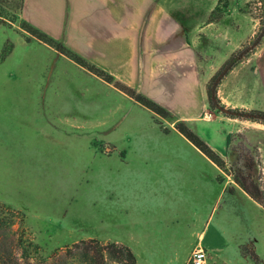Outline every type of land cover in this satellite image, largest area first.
Returning a JSON list of instances; mask_svg holds the SVG:
<instances>
[{"label": "rangeland", "instance_id": "obj_1", "mask_svg": "<svg viewBox=\"0 0 264 264\" xmlns=\"http://www.w3.org/2000/svg\"><path fill=\"white\" fill-rule=\"evenodd\" d=\"M18 3L19 0H0V100H15L17 104L33 100L35 106L17 108V111L15 108L0 107V118L9 116L7 113L24 116L27 111L30 115H43L44 122L62 114L78 115L91 121L94 119V123H85L84 126L88 127L81 130V147H95L97 157L92 165L93 170H88L89 165L79 172L61 170L56 163H45L44 157H48V154H44L42 143L44 147H48L49 143L45 140L35 143L39 148L31 147V151L39 152V155L15 152L0 155V204L5 208L0 210V220L7 219L10 212L14 213V223L7 232L3 234L0 229L1 253L6 254L10 250L14 264H87L79 254L70 257L67 253L75 243L96 239L102 244L118 240L115 243L125 245L120 240L130 242L131 233L144 230L150 231L147 234L151 236L143 237L144 240H139L138 244L130 242V246L143 247L146 243L166 245L153 242L152 232L159 229L167 235L171 233L175 239H185L192 220L190 217L195 210L193 208L197 207L199 214H203V222L195 218L193 221L200 225V233L203 230L204 240L200 242L199 233L192 238L190 245L184 242V250H134L136 264H188L191 253L198 247H206L211 254V259L206 256V264H264V127L244 128L241 132L229 134L226 152L220 154L225 142L221 135L230 126L220 122L217 117L211 119V112L202 114L207 111V102L204 92H200L198 87L193 90L184 84H176L170 75H163L158 80L148 78L147 65L154 60L146 59L147 53L143 51L146 44L139 42L138 58L132 60L136 67L134 88L167 109L174 119L184 122L176 116L194 114L197 121L190 122L189 126L184 123L218 149L216 151L225 161L224 172L218 170L216 175L217 169L192 151L187 157L197 169L189 172L192 179L187 187L177 190L178 196L186 193L189 202L175 204L178 202L176 198L166 203L168 208L153 210L152 204L148 207L151 195L145 193V204L148 205L146 216L140 219L125 218L120 202L122 193L118 191L117 197L113 195L116 204H101L93 209L89 202V174L94 178L105 162H118L115 159L99 160L102 156L98 154L106 147L113 148L115 144L121 148L138 144L139 141L145 142L147 147L161 142L183 149H190L192 145L178 132L165 137L158 135L160 128L166 132L175 128L174 119L158 118L112 83L99 78L92 80L89 72L81 71L71 59L26 32L21 27ZM263 6L264 1L260 0H219L206 17L204 12H193L197 24L188 29L189 44L200 62L206 67H219L229 58L241 56L217 87L220 102L228 108L264 110V55L262 53L258 57V74L253 71L256 58L247 61L264 43L256 47L254 42L259 21L264 22ZM163 77L168 82H163ZM224 96L231 103L223 100ZM47 100L63 105L45 107L44 101ZM239 102L247 103L250 107L232 105ZM4 110L7 112L4 113ZM58 110L63 113L57 114ZM156 118L160 128L155 122ZM15 141L30 143V140L22 138ZM0 144L5 145L3 142ZM234 175L251 188H258L261 201L242 193L245 190L234 181ZM111 177L113 181L115 173ZM98 182L105 185L104 179ZM111 186H115L114 181ZM76 190L80 191L77 195H63ZM124 194L125 198L131 197L127 188ZM95 195L104 201L105 189L100 187ZM67 196L70 198H64ZM73 197L74 201L71 199ZM69 200H72V204L63 213ZM110 207L111 212L108 211ZM155 213L160 218H155ZM206 221L208 224L204 228ZM210 245L213 250H210ZM2 261L9 263V258L4 256ZM107 264L120 263L108 261Z\"/></svg>", "mask_w": 264, "mask_h": 264}, {"label": "crops", "instance_id": "obj_2", "mask_svg": "<svg viewBox=\"0 0 264 264\" xmlns=\"http://www.w3.org/2000/svg\"><path fill=\"white\" fill-rule=\"evenodd\" d=\"M218 2L219 0H23L22 9L18 15L22 20L36 26L53 39L64 42L66 47L79 54L87 62L94 64L114 76L115 79L131 87L136 84L134 79L136 67L133 66L132 60L138 58L137 48L139 42H142L146 44V47H143L144 53H147L146 59L154 60L147 65L148 78L158 80L163 75H170V79L173 78L172 80L176 84H184L193 90L199 88L200 92H204L207 102L206 85L220 66L209 65L206 67L197 59L196 53L189 44L191 41L188 29L191 30V27L197 24L193 19L194 11H198V14L204 12V17H206L218 5ZM236 5L239 4L236 3ZM236 5H233V7ZM231 6L230 4L229 7ZM263 50L264 43L253 53L252 57L247 59V61H250V59L256 58L254 74H258L260 71L258 57L262 53L264 55ZM142 57L144 58L145 56ZM113 60L115 63H113ZM246 64L243 65L246 66ZM79 68H81V71L89 72L92 80L101 79L80 65ZM162 81L168 82L165 77L162 78ZM222 99H226L228 104L231 103L230 99L225 98V96ZM33 103V100L30 103L25 101L24 104H17L15 100H0V107L15 108V111H17V108L35 106ZM206 104L207 111L202 114L206 115L207 112H211V119L217 117L220 122L230 126V129L221 135L222 138H225V142L220 149L221 151H219L220 154L226 152V139L229 134L241 132L244 128L249 130L256 129L258 126L264 127V125L257 122L229 118L222 113H214L209 109L208 102ZM62 105L57 101H44L45 107ZM232 105L250 107L249 104L243 102ZM15 111L11 110V112ZM3 112L6 113L7 111L4 110ZM56 112L57 114L63 113L59 110ZM7 114L9 116L0 118V142L5 143V145L0 144V149H2L0 150V155H10L11 153L14 154V152L22 155H39V152L31 151V147L39 148L37 147L38 143H35L38 140H45L46 143L47 141L50 143H47L48 147H44V143H42L44 154H48V157H44L46 164L55 165L56 163L57 168L65 171L79 172L82 167L88 168V165V170H93L92 165L95 163L97 151L95 147H81V130L84 127H88L84 126L87 123L88 125L94 123V119L91 121L78 115L62 114L44 122L43 115L34 116L28 114L27 111H25L24 116ZM176 117L184 120L188 126L190 122L197 121L194 114ZM199 117L206 118V116L201 115ZM155 122L160 128L157 118ZM159 132L158 135L165 137L178 131L172 128V130L166 132L160 128ZM201 137L217 152L216 150L218 149L206 137ZM18 138L30 140V143L26 144L23 141L17 143L15 140ZM186 141L192 145L190 149L166 146L164 142L157 145L152 143L151 147H147L146 143L141 141L138 144L134 143L131 146L121 148H118L115 144L113 148L106 147L103 152L98 154L102 156L99 160L115 159L118 162L114 164L105 162L103 167L100 168L99 174L95 171L94 178L89 174V202L91 207L97 209L101 204L106 206L116 204L117 201L114 202L115 197L113 195L117 197L116 193L118 191L122 193L120 202L125 218H144L147 208H150V204H152L153 210H159L168 208V206H165L166 203L169 204L171 200H176V198L178 202L175 204L189 202L187 201L186 193L183 196L177 195L178 188L180 190L186 188L192 179L189 172L192 169H197V167L191 165L192 162L187 157L189 153L194 151L195 154L210 162L217 169L216 175L218 170L220 172L224 171L190 141L187 139ZM113 173H115V179L113 180L115 186H111L113 185L111 179V174ZM98 176H100V180ZM103 179L105 180V185L101 182L96 183L97 180L102 181ZM118 184H121L120 187H116ZM100 187L105 189L106 198L104 201L95 195L97 191H100ZM125 188L129 190L131 197L132 193H134L132 198H125ZM74 193L77 195L80 191H69L63 195ZM145 193L151 195L148 207L145 204ZM242 193L248 196L245 191H242ZM69 196L64 198L69 199ZM71 199L74 201V197ZM71 204L72 200H69L62 212L66 213L69 209L68 206ZM193 209L195 210H193V214L190 217L192 220L185 239H175L174 235L171 236V233L167 235L168 233L156 229V231L152 232L153 242L166 244L167 246H154V244L149 243L144 244L146 246L143 247L135 248L130 246V242L138 244L139 240H144L143 237L151 236L147 234L150 231L144 230L131 233L130 242L121 240L120 242L125 244L132 252L134 250H184L186 248L182 247L184 242L186 245H190L192 238L198 236L201 231L199 230L200 225L194 224L193 218L203 222V214H199L197 207ZM108 211L111 212L112 208H108ZM158 215V213H155L153 216L160 218L157 217ZM188 224L189 222L187 226ZM207 224L208 221L205 222L204 228H206ZM160 233L164 235H159ZM160 236L162 238L159 239ZM200 236L201 242L205 238L203 230ZM114 242L119 241L114 240ZM198 244L201 245V243ZM204 249L207 252V257L211 259L208 249L206 247ZM210 250H213L211 245Z\"/></svg>", "mask_w": 264, "mask_h": 264}, {"label": "trees", "instance_id": "obj_3", "mask_svg": "<svg viewBox=\"0 0 264 264\" xmlns=\"http://www.w3.org/2000/svg\"><path fill=\"white\" fill-rule=\"evenodd\" d=\"M264 0H260L262 2ZM23 0H19L18 9L19 12L22 9ZM264 7V6H263ZM18 12V13H19ZM21 27L28 32L34 38L46 43L47 45L53 47L61 54L65 55L78 65L84 67L88 71L94 73L106 82L112 83L115 88L126 94L128 97L139 103L140 105L151 110L158 118L163 119H174L173 114L167 109L147 98L136 88L131 87L118 79H115L108 72L96 67L94 64L87 62L79 54L72 51L70 48L66 47L60 41L53 39L47 33L43 32L31 23L22 20ZM255 46H259L264 42V22L259 21V28L255 34ZM241 56H233L225 61L217 71L210 77L206 85V96L208 107L212 111L222 113L224 116L229 118H235L239 120H249L252 122H257L264 125V110L260 109H246V108H228L224 106L217 96V87L221 80L229 73L230 70L237 64ZM157 118V119H158ZM175 129L182 134L188 141H190L196 148H198L203 154H205L213 163H215L220 169L224 170L225 161L222 157L215 152L203 139H201L190 127H188L183 121L174 119ZM160 124V122H158ZM229 135L226 139L227 144L229 143ZM234 181L245 190L252 198L256 201H261V192L257 189L251 188L248 184L244 183L238 176L234 175ZM263 196V195H262ZM5 209L3 205L0 204V210ZM13 212L8 214V220H0V229L2 233H6L7 230L13 225ZM0 248V264H14L12 260V253L10 250L1 253ZM67 253L70 257L77 254L82 256L87 261V264H107L108 261L117 262L120 264H136V258L134 253L125 245L118 244L115 242H107L105 244L100 243L96 239L82 240L79 243H75L73 249H69ZM7 256L9 258V263L2 261V258Z\"/></svg>", "mask_w": 264, "mask_h": 264}, {"label": "built area", "instance_id": "obj_4", "mask_svg": "<svg viewBox=\"0 0 264 264\" xmlns=\"http://www.w3.org/2000/svg\"><path fill=\"white\" fill-rule=\"evenodd\" d=\"M206 256L205 250L198 247L191 253L188 264H206Z\"/></svg>", "mask_w": 264, "mask_h": 264}]
</instances>
